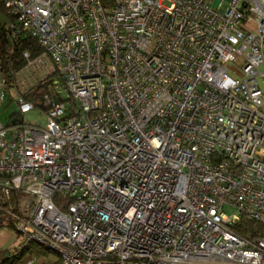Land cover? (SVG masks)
I'll return each mask as SVG.
<instances>
[{
    "label": "built area",
    "instance_id": "built-area-1",
    "mask_svg": "<svg viewBox=\"0 0 264 264\" xmlns=\"http://www.w3.org/2000/svg\"><path fill=\"white\" fill-rule=\"evenodd\" d=\"M0 1L10 37L40 49L0 64L11 256L264 264V0ZM36 109L44 126L19 118ZM242 217L259 237L234 232Z\"/></svg>",
    "mask_w": 264,
    "mask_h": 264
},
{
    "label": "trees",
    "instance_id": "trees-1",
    "mask_svg": "<svg viewBox=\"0 0 264 264\" xmlns=\"http://www.w3.org/2000/svg\"><path fill=\"white\" fill-rule=\"evenodd\" d=\"M109 0H103L105 4ZM0 16L4 17L7 21H2L0 19V64L4 73H10L12 71L18 70L22 67L24 60L22 59V52L28 50L31 52L32 56L40 52L39 47L36 45L34 40L29 38H17L12 39L9 35V30L6 28L7 22L10 18L7 16L4 6L0 1ZM44 85H39L35 88L32 93L28 95L29 99L36 102L40 98V93L45 90ZM5 203L0 202V207H5ZM4 212L0 210V221L4 220ZM10 226V225H8ZM234 232L244 238L253 239L260 236V226L247 218L242 217L239 224L233 227ZM11 258H18L11 256ZM34 258V257H33Z\"/></svg>",
    "mask_w": 264,
    "mask_h": 264
},
{
    "label": "rangeland",
    "instance_id": "rangeland-1",
    "mask_svg": "<svg viewBox=\"0 0 264 264\" xmlns=\"http://www.w3.org/2000/svg\"><path fill=\"white\" fill-rule=\"evenodd\" d=\"M2 21H7L4 17L0 16ZM227 74L232 78L240 77V73L238 69L230 64L226 65ZM17 112V106L13 101H9L6 99L3 104L0 106V123L4 126H7L10 123V118ZM19 118L25 123H36L40 126H44L46 123L45 117L41 114V112L36 109L30 112L19 115ZM226 214L232 213L230 209H224ZM0 229H5L10 234L17 237V241L21 240L20 234L11 226H8L4 220L0 221ZM16 248L13 247L10 250V253L14 251ZM5 255V259L3 260V264H27L32 261L31 264H57L59 258L58 256L48 250L42 249L41 247L32 244L28 250H24L18 258H8ZM34 257V258H33Z\"/></svg>",
    "mask_w": 264,
    "mask_h": 264
},
{
    "label": "crops",
    "instance_id": "crops-1",
    "mask_svg": "<svg viewBox=\"0 0 264 264\" xmlns=\"http://www.w3.org/2000/svg\"><path fill=\"white\" fill-rule=\"evenodd\" d=\"M21 236V235H20ZM22 242V237L20 241H17V237L10 234L5 229H0V264H3V260L5 259V255L8 258L10 254V250L14 248H18V246ZM32 261L29 263L31 264Z\"/></svg>",
    "mask_w": 264,
    "mask_h": 264
}]
</instances>
